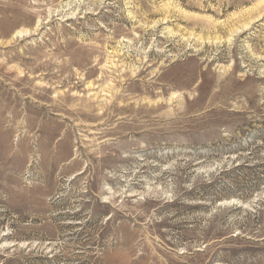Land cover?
<instances>
[{
	"label": "rangeland",
	"instance_id": "1",
	"mask_svg": "<svg viewBox=\"0 0 264 264\" xmlns=\"http://www.w3.org/2000/svg\"><path fill=\"white\" fill-rule=\"evenodd\" d=\"M0 264H264V0H0Z\"/></svg>",
	"mask_w": 264,
	"mask_h": 264
},
{
	"label": "bare ground",
	"instance_id": "2",
	"mask_svg": "<svg viewBox=\"0 0 264 264\" xmlns=\"http://www.w3.org/2000/svg\"><path fill=\"white\" fill-rule=\"evenodd\" d=\"M23 32V31H22ZM15 35H16V33H15ZM20 35V34H19ZM22 35V34H21Z\"/></svg>",
	"mask_w": 264,
	"mask_h": 264
}]
</instances>
